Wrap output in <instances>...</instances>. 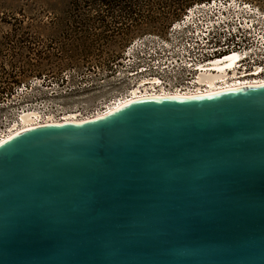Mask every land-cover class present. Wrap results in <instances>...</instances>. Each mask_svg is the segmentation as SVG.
<instances>
[{
  "label": "water",
  "instance_id": "1",
  "mask_svg": "<svg viewBox=\"0 0 264 264\" xmlns=\"http://www.w3.org/2000/svg\"><path fill=\"white\" fill-rule=\"evenodd\" d=\"M0 264H264V85L4 142Z\"/></svg>",
  "mask_w": 264,
  "mask_h": 264
},
{
  "label": "rangeland",
  "instance_id": "2",
  "mask_svg": "<svg viewBox=\"0 0 264 264\" xmlns=\"http://www.w3.org/2000/svg\"><path fill=\"white\" fill-rule=\"evenodd\" d=\"M68 1L0 0V128H10L28 111L56 120L71 113L79 112L81 117H86L103 111L114 100L128 94L136 82V76L129 77L135 67L120 62L127 49L137 40L145 45L143 49L156 44L155 41H169L170 29L186 14L164 33H148L146 27L136 28L125 48L115 43L113 36L109 44L82 45L72 43L82 36L65 31L70 25ZM203 4L207 7L201 10L203 16L223 14L231 19L230 27H238V20L252 21L249 26L255 39L253 46L264 54V0H211L189 9ZM221 5L227 7L226 11L217 10ZM86 48L94 52L83 61L84 58L79 57ZM112 54L119 55V59L107 67L104 62ZM68 56L75 58L70 60ZM39 57L51 58L42 61L46 65L44 69L50 71L42 77L31 75L24 64L29 60L35 63ZM61 66L68 69L58 74Z\"/></svg>",
  "mask_w": 264,
  "mask_h": 264
},
{
  "label": "built area",
  "instance_id": "3",
  "mask_svg": "<svg viewBox=\"0 0 264 264\" xmlns=\"http://www.w3.org/2000/svg\"><path fill=\"white\" fill-rule=\"evenodd\" d=\"M205 7V4L196 5L187 10L177 23L181 28L174 26L170 29L169 41H155L156 44H151L146 49H143L145 45L140 44V40L132 44L120 61L123 65L131 64L135 67L129 77L143 74L158 78L161 81L157 86L158 92L164 86L170 94L201 95L208 87L198 81V76L213 73L215 62L224 60L234 52H248L251 55L237 63V71L246 61H259L258 55L253 54L252 34L246 33L240 26L229 29L227 25L221 24L223 20L220 17H213L212 21L206 19L201 12ZM191 14L195 21L192 24L188 23L189 18H192ZM226 73L231 71L226 70ZM140 78L142 77H136L134 83L137 84ZM232 80L234 79L227 77L225 82ZM4 129L0 128V132Z\"/></svg>",
  "mask_w": 264,
  "mask_h": 264
},
{
  "label": "trees",
  "instance_id": "4",
  "mask_svg": "<svg viewBox=\"0 0 264 264\" xmlns=\"http://www.w3.org/2000/svg\"><path fill=\"white\" fill-rule=\"evenodd\" d=\"M211 0H69L68 12L69 24L66 33L82 36L81 39L72 41L82 45L92 46L111 43L112 36L115 43H121L125 48L136 28L146 27L148 33H164L172 23L179 20L186 10L195 4L210 2ZM253 1V0H252ZM110 19V23L108 22ZM99 39L92 40L90 37ZM101 43V44H99ZM71 51V50H70ZM94 52L92 48L81 51L79 58L88 60ZM65 53H68L66 51ZM69 55V54H67ZM70 60L75 57L68 56ZM119 59V55H110L104 64L109 67ZM51 58H41L33 63L24 62L31 75L42 77L50 71L44 69L46 65L42 61ZM86 63V62H84ZM75 67V66H74ZM68 69L61 66L58 74ZM52 72V71H51Z\"/></svg>",
  "mask_w": 264,
  "mask_h": 264
},
{
  "label": "bare ground",
  "instance_id": "5",
  "mask_svg": "<svg viewBox=\"0 0 264 264\" xmlns=\"http://www.w3.org/2000/svg\"><path fill=\"white\" fill-rule=\"evenodd\" d=\"M220 7L222 8L219 9ZM226 9H227L226 6L221 5L218 7L217 10L226 11ZM191 17L192 18L191 19L189 18L188 23H191V24L195 23L193 14H191ZM219 17L221 18V20H223L221 24L227 25V27L230 29L231 27L229 26V21L231 19L226 18V16L223 14H220ZM206 19L212 21L213 17H208V18L206 17ZM238 21H239L238 26H240L241 29H243L244 31H246V33L249 34V32L251 31V28L249 25H252V21H240V20ZM178 27H180V25L175 24V28H178ZM232 28L237 29L236 26ZM254 40L255 39L252 36V43H254ZM257 48L259 47L253 48V54L258 55L257 59L259 61L255 59L254 61L249 62L253 64L254 66L253 70L246 71V72L237 71L238 70L236 66L237 63L241 62V59L246 60V58L250 57L251 55H248V52H244L243 54L234 52L230 54L229 56H227L224 60L215 62L212 67L213 70H215V71H212L213 73L208 72L205 74H200L198 76V81L201 84H204L208 87V89L201 95H181L180 93L170 94L171 92L165 90L164 86H161V92H158L157 86L161 84V81L158 78L149 77V76L140 74L138 76H141L142 78H140L137 84L134 83L132 87H130L131 89L129 90L128 94L120 97L119 99L114 100V102L110 106L105 107L103 111H99L97 113L88 115L86 117H81L79 112H77V114L75 113L67 114L61 117L59 120H56L54 118H51V116L48 118H43L41 114H39L38 112L28 111V112L22 113L16 124L12 125L10 128H5L3 131L0 132V145H2L4 142H6L7 140L19 134L22 131L35 128V127H39V126L82 124V123L102 120L110 116L111 114H113L114 112L122 108L123 106L129 103L138 101V100L154 99V98L155 99L156 98H191V97L212 95L218 92L237 89V88L257 87V86L264 85V62H263L264 54L260 53ZM226 70H230L231 73L229 74L226 73ZM227 77H231V79H234V80L230 82H225V79Z\"/></svg>",
  "mask_w": 264,
  "mask_h": 264
},
{
  "label": "flooded vegetation",
  "instance_id": "6",
  "mask_svg": "<svg viewBox=\"0 0 264 264\" xmlns=\"http://www.w3.org/2000/svg\"><path fill=\"white\" fill-rule=\"evenodd\" d=\"M249 61H246L245 63H243L242 67L239 69L240 72H243V71H250L251 69L254 68L253 64L249 63ZM249 63V64H248ZM248 64V65H247Z\"/></svg>",
  "mask_w": 264,
  "mask_h": 264
}]
</instances>
